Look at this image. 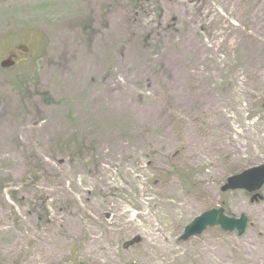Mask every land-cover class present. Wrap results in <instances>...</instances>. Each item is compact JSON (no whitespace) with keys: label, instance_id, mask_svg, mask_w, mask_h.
I'll use <instances>...</instances> for the list:
<instances>
[{"label":"rangeland","instance_id":"rangeland-1","mask_svg":"<svg viewBox=\"0 0 264 264\" xmlns=\"http://www.w3.org/2000/svg\"><path fill=\"white\" fill-rule=\"evenodd\" d=\"M0 264H264V0H0ZM245 215V233L203 213Z\"/></svg>","mask_w":264,"mask_h":264},{"label":"water","instance_id":"water-1","mask_svg":"<svg viewBox=\"0 0 264 264\" xmlns=\"http://www.w3.org/2000/svg\"><path fill=\"white\" fill-rule=\"evenodd\" d=\"M264 110V104H263ZM264 187V165L255 166L246 169L239 174L233 175L226 180V183L221 187V191L243 190L249 194H254L251 201L262 200L259 191ZM248 226V218L242 215L240 218L229 217L225 214L224 209H213L207 211L194 219L189 224L183 235L182 241H187L190 238L196 237L204 233L208 228L220 227L223 231L233 233L237 232L238 236H242Z\"/></svg>","mask_w":264,"mask_h":264},{"label":"flooded vegetation","instance_id":"flooded-vegetation-1","mask_svg":"<svg viewBox=\"0 0 264 264\" xmlns=\"http://www.w3.org/2000/svg\"><path fill=\"white\" fill-rule=\"evenodd\" d=\"M11 43V49L0 56V66L3 63L11 64L5 67V70L15 68L17 65L25 62H36L40 57L36 52L33 53L31 49L34 47L27 43L22 38L16 36H7Z\"/></svg>","mask_w":264,"mask_h":264},{"label":"trees","instance_id":"trees-1","mask_svg":"<svg viewBox=\"0 0 264 264\" xmlns=\"http://www.w3.org/2000/svg\"><path fill=\"white\" fill-rule=\"evenodd\" d=\"M72 264H86V262H83L81 260H74Z\"/></svg>","mask_w":264,"mask_h":264}]
</instances>
